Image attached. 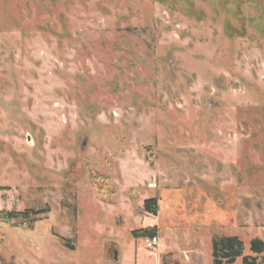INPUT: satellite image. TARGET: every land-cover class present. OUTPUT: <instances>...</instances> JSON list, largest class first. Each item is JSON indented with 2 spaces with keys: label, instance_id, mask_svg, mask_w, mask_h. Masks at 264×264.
<instances>
[{
  "label": "rangeland",
  "instance_id": "374dc122",
  "mask_svg": "<svg viewBox=\"0 0 264 264\" xmlns=\"http://www.w3.org/2000/svg\"><path fill=\"white\" fill-rule=\"evenodd\" d=\"M262 109L264 0H0V264L250 255Z\"/></svg>",
  "mask_w": 264,
  "mask_h": 264
},
{
  "label": "trees",
  "instance_id": "16d2710c",
  "mask_svg": "<svg viewBox=\"0 0 264 264\" xmlns=\"http://www.w3.org/2000/svg\"><path fill=\"white\" fill-rule=\"evenodd\" d=\"M144 212L155 215L158 210L157 198L152 197L144 200ZM28 211L9 212L7 216L14 218L17 216L27 217ZM134 237H155L156 227H146L132 230ZM250 255L244 254V243L235 235L214 236L211 239V253L213 264H234L240 259L242 264H264V257H259L264 251V241L259 238H252L249 241ZM260 258V259H259Z\"/></svg>",
  "mask_w": 264,
  "mask_h": 264
},
{
  "label": "built area",
  "instance_id": "2783aa9c",
  "mask_svg": "<svg viewBox=\"0 0 264 264\" xmlns=\"http://www.w3.org/2000/svg\"><path fill=\"white\" fill-rule=\"evenodd\" d=\"M156 244H157V237L156 236L148 239V241H147V246L148 247H153Z\"/></svg>",
  "mask_w": 264,
  "mask_h": 264
},
{
  "label": "flooded vegetation",
  "instance_id": "af4514ba",
  "mask_svg": "<svg viewBox=\"0 0 264 264\" xmlns=\"http://www.w3.org/2000/svg\"><path fill=\"white\" fill-rule=\"evenodd\" d=\"M263 111H264V109H262ZM148 199V198H147ZM143 204H144V202H143ZM144 207V206H143ZM144 209V208H143ZM116 252H115V249L113 250V256H114V258L116 257Z\"/></svg>",
  "mask_w": 264,
  "mask_h": 264
}]
</instances>
